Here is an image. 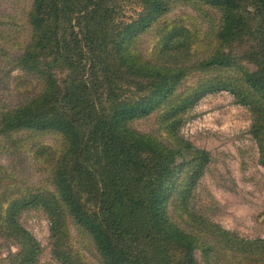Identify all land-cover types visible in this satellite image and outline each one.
Returning a JSON list of instances; mask_svg holds the SVG:
<instances>
[{"label": "trees", "instance_id": "trees-1", "mask_svg": "<svg viewBox=\"0 0 264 264\" xmlns=\"http://www.w3.org/2000/svg\"><path fill=\"white\" fill-rule=\"evenodd\" d=\"M181 1H200L221 15L215 47L199 58L188 29L178 24L164 30L150 58L134 52L136 38L169 11L168 0H33L31 39L14 61L39 74L42 88L1 114L0 133L54 131L64 149L53 166V193L8 205L6 229L20 246L11 264H37L41 251L17 221L28 206L47 213L53 253L64 264L82 260L60 246L62 215L85 231L101 264H199L196 250L210 264L219 246L241 256L240 264H264V237L240 238L191 206L211 158L180 133L194 104L227 90L252 113L250 131L264 166V0ZM130 2L138 10L126 15ZM235 67L236 76L179 91L192 71ZM56 68L66 71L63 79ZM155 112L165 140L131 127ZM176 198L190 229L170 216Z\"/></svg>", "mask_w": 264, "mask_h": 264}, {"label": "rangeland", "instance_id": "rangeland-1", "mask_svg": "<svg viewBox=\"0 0 264 264\" xmlns=\"http://www.w3.org/2000/svg\"><path fill=\"white\" fill-rule=\"evenodd\" d=\"M169 11L161 16L134 45V52L144 58L154 55L165 29L183 25L190 33L193 52L201 57L215 47V33L221 22L220 12L200 1L168 0ZM33 0H0V116L35 96L42 88L39 74L27 73L14 61L29 44L32 31L28 15ZM126 15H133L138 6H124ZM239 52V49H236ZM249 70L253 66L242 62ZM57 79L66 71L56 68ZM237 68L229 71H192L183 79L179 91L201 80L236 76ZM239 85V82H237ZM159 112L135 119L131 127L139 132L152 133L165 140L158 125ZM180 133L191 143L209 152L211 161L193 188L190 204L198 214L225 230L244 239L264 237V166L259 162L258 145L250 128L252 113L246 106L235 103L227 90L208 93L184 115ZM64 149L62 136L54 131L18 130L0 133V264H11V255L20 246L8 235L5 215L14 199L53 193V166ZM174 222L185 229L186 216L179 202L169 205ZM60 246L70 256L79 254L82 264H101L97 252L85 231L77 228L69 217H63ZM17 221L41 248L37 264H64L56 259L51 235L52 222L37 206L23 208ZM210 264H240L242 257L219 246ZM199 264H206L196 250Z\"/></svg>", "mask_w": 264, "mask_h": 264}]
</instances>
